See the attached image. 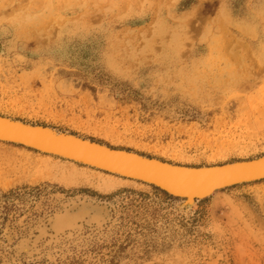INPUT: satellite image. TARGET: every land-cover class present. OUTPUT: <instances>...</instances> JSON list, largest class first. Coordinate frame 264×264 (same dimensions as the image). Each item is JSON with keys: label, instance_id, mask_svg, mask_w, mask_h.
<instances>
[{"label": "rangeland", "instance_id": "obj_1", "mask_svg": "<svg viewBox=\"0 0 264 264\" xmlns=\"http://www.w3.org/2000/svg\"><path fill=\"white\" fill-rule=\"evenodd\" d=\"M0 115L180 165L262 156L264 0H0ZM109 181L0 142V264H264V178L189 205ZM74 195L108 203L105 238L14 251Z\"/></svg>", "mask_w": 264, "mask_h": 264}, {"label": "bare ground", "instance_id": "obj_2", "mask_svg": "<svg viewBox=\"0 0 264 264\" xmlns=\"http://www.w3.org/2000/svg\"><path fill=\"white\" fill-rule=\"evenodd\" d=\"M0 121L10 122L8 125H12V126L21 125V124L32 126V127L43 126L44 128L43 131H45L46 134L48 133L49 135H52V136L63 134V135L70 136L71 138L77 137L79 140H84L85 141L84 143L91 142V143L98 144L103 149L109 148L111 150H115L116 152H111L109 153V155L115 156L118 159L125 161L126 165L129 164L135 168L139 167V161H141L140 163H143L145 162L143 161V159L145 158L151 159L150 163H152V167L155 168V170L152 169L153 174H157L162 179H165V181L171 182L176 187H171L170 185L169 187L175 188V189H168L169 191L168 190L166 191V190H163L162 189L163 187L158 184H155V183L153 184L149 181H145L143 179H138L134 177L132 173L129 174L123 171H117L115 169L101 168L100 166L86 164V163H83V161L81 162L80 160H77V159H73V158L63 156V155L52 153L48 151L47 149H43V150L37 149L26 143L10 141L4 138H0V142L15 143L18 145H22L24 147L34 149L41 153L56 155V156L66 159V161L68 160V162H70L72 165H77L78 163L82 165V167L91 169V171H95L97 173H104L105 175L110 177L109 184L105 186L104 189L114 187L115 185L119 184L122 180H125L129 183L139 184V185H142L148 188H153V186H155L163 190L164 192L171 194L174 197H178V199L183 200L182 202L187 205L191 204L195 198H199L203 196L194 195L192 191H188V183L183 182L185 180L180 178L181 169L198 171L200 169H205L207 167H210V168L219 167V166L226 165V164H232L236 162H247V161L256 160L258 158L259 159L264 158V155H262V156L252 158V159L236 160L232 162H225V163L215 164V165H206V166L180 165V164L170 163V162L158 159V158L144 156L137 152L129 151L126 149L110 147L108 145H105V144H102V143H99V142H96V141H93L87 138H83V137H80V136H77L71 133L56 131L44 125L31 124V123H27V122L20 121L17 119H12V118H9L3 115H0ZM0 124H3V123L0 122ZM245 182L247 183L250 181H245ZM240 183H244V182H237L235 184H240ZM235 184H229V185L218 187L213 192L223 187H227V186L235 185ZM54 202H59V204L58 203L57 205L55 204L56 207L52 206L53 209L51 208L52 211L50 213L48 214L44 213L43 215H39L38 218L32 220L30 224L27 225L25 229L22 231L21 237H19L20 239L18 238V241L16 242L15 247H14V251L17 254L23 252L25 256H31V257L32 256L38 257V256H41L42 254L49 255L53 251H56L57 247H59L60 250L67 249L68 245L71 243L74 246L76 245L77 247H86L88 245V242H91L89 240H91L94 236L100 237V238L102 236L103 237L107 236L114 227L115 223H114V220H112L113 216L111 217L109 205L106 202L94 200L84 195L82 197L76 196L74 198L59 199V200L56 199ZM89 231L90 232L93 231L92 232L93 235H90Z\"/></svg>", "mask_w": 264, "mask_h": 264}, {"label": "water", "instance_id": "obj_3", "mask_svg": "<svg viewBox=\"0 0 264 264\" xmlns=\"http://www.w3.org/2000/svg\"><path fill=\"white\" fill-rule=\"evenodd\" d=\"M0 122L3 123L0 124V138L26 143L37 149H47L52 153L77 159L86 164L100 166L101 168L132 173L134 177L158 184L166 191L175 189L171 187H176L171 182L159 177V175L153 174L152 169L155 170V168L150 163L151 159H143L147 163H140L141 161H139V167L135 168L129 164L126 165L125 161L109 155L111 152H116L115 150L103 149L98 144L84 143V140H79L77 137L71 138L63 134L52 136L43 131V126L32 127L23 124L12 126L8 125L10 122ZM181 170L180 178L185 180L183 182L188 183V191H192L194 195L206 196L221 186L264 178V158L247 162H236L219 167H207L198 171Z\"/></svg>", "mask_w": 264, "mask_h": 264}]
</instances>
